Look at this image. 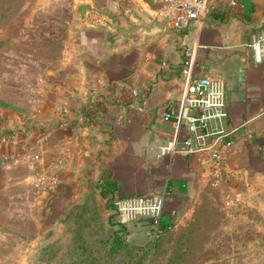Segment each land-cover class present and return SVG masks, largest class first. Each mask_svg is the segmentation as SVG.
Listing matches in <instances>:
<instances>
[{"label":"crops","instance_id":"0c3cea01","mask_svg":"<svg viewBox=\"0 0 264 264\" xmlns=\"http://www.w3.org/2000/svg\"><path fill=\"white\" fill-rule=\"evenodd\" d=\"M72 2L64 57L30 111L33 129L27 134L17 121L9 131L8 116L0 124L2 154L30 147L41 153L39 169L60 177L43 193L44 229L61 225L104 176L122 195L165 193V219L209 182L200 154L159 150L174 134L162 113L184 89L177 74L190 50L195 75L225 79L227 122L239 126L227 181L216 187L230 201L264 197V60L253 61L244 45L264 31V0H213L202 21L181 28L146 0ZM136 223L127 224L136 230Z\"/></svg>","mask_w":264,"mask_h":264},{"label":"rangeland","instance_id":"374dc122","mask_svg":"<svg viewBox=\"0 0 264 264\" xmlns=\"http://www.w3.org/2000/svg\"><path fill=\"white\" fill-rule=\"evenodd\" d=\"M73 9L72 0H0V124L12 118L9 131L17 121L31 125L30 111L64 57ZM33 174L23 152L0 153V264H72L90 253L95 264H264V197L230 201L205 182L153 241L142 219L136 230L112 221L114 207L98 191L101 216L93 208L81 223L64 215L44 229V191ZM80 226L85 250L80 240L74 246ZM113 229L130 238L116 253L108 242Z\"/></svg>","mask_w":264,"mask_h":264},{"label":"built area","instance_id":"2783aa9c","mask_svg":"<svg viewBox=\"0 0 264 264\" xmlns=\"http://www.w3.org/2000/svg\"><path fill=\"white\" fill-rule=\"evenodd\" d=\"M146 1L152 3L156 14L168 16L174 27L181 28L189 26L194 20L202 21L213 0ZM230 3L236 4L237 0H230ZM93 12L98 11L93 9ZM102 21L107 24L103 18L100 19V22ZM244 45L251 48L253 61L264 60V31L245 41ZM177 78L184 82V89L177 101L166 104L162 113L164 119L173 122L175 130L172 137L159 146L160 154L180 150L198 153L201 155L204 177L212 185H222L227 181L228 160L234 150L235 135L239 130V126H232L227 122L229 106L226 81L222 76L211 73L195 75L193 50L186 52ZM22 117L16 115V118ZM23 128L26 130L28 125L23 123ZM1 139L5 141L6 135ZM22 152L29 158L34 168L33 178L36 185L43 191H51L56 187L60 177L39 169L41 153L32 152L30 147H25ZM165 198L163 192L118 196L116 199L118 218L123 222L142 219L147 223L150 238L157 241L164 234L162 219L165 213Z\"/></svg>","mask_w":264,"mask_h":264},{"label":"trees","instance_id":"16d2710c","mask_svg":"<svg viewBox=\"0 0 264 264\" xmlns=\"http://www.w3.org/2000/svg\"><path fill=\"white\" fill-rule=\"evenodd\" d=\"M29 117L30 120H28V122H30L31 125L28 126L27 130L31 131L35 124L31 115H29ZM94 119L97 120L96 117H94ZM117 188H118L117 182L114 179H112L110 176H104L98 179L97 181H93L90 184V188H88L84 198L81 201L74 203L67 209V211L64 214L65 215L64 219L66 220V218L68 219V217L70 218L73 217L76 220L75 222L81 223L84 220H86V216H88L87 213L93 208H95L99 213V216H101L102 214H101L100 206L96 198V192L98 191L99 194L106 200V205L108 206L112 204L114 207L113 214L110 213V217L111 216L113 217L111 218V220L112 221L115 220L116 222H118V224L121 225L122 228L126 229L128 222L120 221L118 218L116 199L118 198V196H123V195L119 193L118 195L116 193ZM105 209L107 210V208ZM177 211L173 214V216L170 219L169 218L165 219V216L163 217L162 227L164 228V234L173 227L175 219L177 217ZM81 225L83 226L84 224ZM83 231L84 230L82 229L81 226L78 227V230H75L76 234L74 237V246L77 245L78 241L80 240V246L82 249L86 248V246L85 247L83 246L84 243L88 244L86 237H84L83 235ZM112 232L113 233L111 234V239L108 240V242L110 243V249L112 253H116L117 250L121 249V247H123L127 243L130 244L128 230H126V234H128V237H125L123 234H121L120 230L113 229ZM72 264H95L94 255L90 253V255H88L87 258H85L84 255H81V257L75 256V259L74 261H72Z\"/></svg>","mask_w":264,"mask_h":264}]
</instances>
